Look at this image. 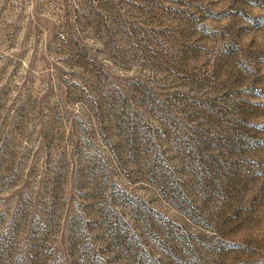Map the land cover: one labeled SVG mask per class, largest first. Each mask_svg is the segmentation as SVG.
Masks as SVG:
<instances>
[{
  "label": "rangeland",
  "instance_id": "374dc122",
  "mask_svg": "<svg viewBox=\"0 0 264 264\" xmlns=\"http://www.w3.org/2000/svg\"><path fill=\"white\" fill-rule=\"evenodd\" d=\"M0 264H264V0H0Z\"/></svg>",
  "mask_w": 264,
  "mask_h": 264
}]
</instances>
